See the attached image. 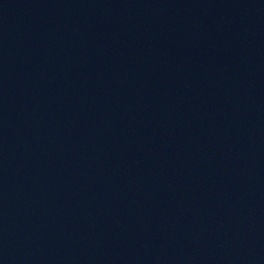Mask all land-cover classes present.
Returning <instances> with one entry per match:
<instances>
[{"label":"water","instance_id":"1","mask_svg":"<svg viewBox=\"0 0 264 264\" xmlns=\"http://www.w3.org/2000/svg\"><path fill=\"white\" fill-rule=\"evenodd\" d=\"M0 264H264V0H0Z\"/></svg>","mask_w":264,"mask_h":264}]
</instances>
